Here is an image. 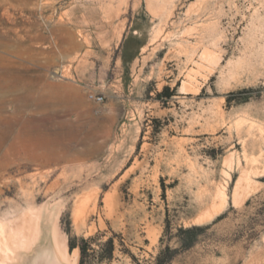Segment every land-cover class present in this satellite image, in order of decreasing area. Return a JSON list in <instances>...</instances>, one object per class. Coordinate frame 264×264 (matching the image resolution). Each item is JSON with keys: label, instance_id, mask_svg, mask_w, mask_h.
I'll list each match as a JSON object with an SVG mask.
<instances>
[{"label": "rangeland", "instance_id": "rangeland-1", "mask_svg": "<svg viewBox=\"0 0 264 264\" xmlns=\"http://www.w3.org/2000/svg\"><path fill=\"white\" fill-rule=\"evenodd\" d=\"M193 225L170 264H264V0H0V264Z\"/></svg>", "mask_w": 264, "mask_h": 264}, {"label": "trees", "instance_id": "trees-1", "mask_svg": "<svg viewBox=\"0 0 264 264\" xmlns=\"http://www.w3.org/2000/svg\"><path fill=\"white\" fill-rule=\"evenodd\" d=\"M172 95V94H171ZM170 224L167 223V229ZM206 226L193 225L188 228L181 227L177 234L178 248L172 249L169 245L165 246L155 257L153 264H170L178 253L184 252L196 246L199 236L206 230ZM163 240V239H162ZM70 251L75 249L80 251L79 264H104L110 263L115 258L117 245L115 237L111 236L107 240L101 241L99 235L90 236L88 238L81 237L79 243L76 238L69 241ZM136 264H141L132 256Z\"/></svg>", "mask_w": 264, "mask_h": 264}, {"label": "crops", "instance_id": "crops-1", "mask_svg": "<svg viewBox=\"0 0 264 264\" xmlns=\"http://www.w3.org/2000/svg\"><path fill=\"white\" fill-rule=\"evenodd\" d=\"M51 246L50 244H46V240L41 239L36 244L33 245L32 249L29 252H25L16 264H39L42 261V257H44V253L46 248ZM70 251V250H69ZM71 253V251H70ZM62 264V263H56Z\"/></svg>", "mask_w": 264, "mask_h": 264}, {"label": "built area", "instance_id": "built-area-1", "mask_svg": "<svg viewBox=\"0 0 264 264\" xmlns=\"http://www.w3.org/2000/svg\"><path fill=\"white\" fill-rule=\"evenodd\" d=\"M92 97H93V99L96 100V101H101V99H102L101 97H98V96H92Z\"/></svg>", "mask_w": 264, "mask_h": 264}, {"label": "bare ground", "instance_id": "bare-ground-1", "mask_svg": "<svg viewBox=\"0 0 264 264\" xmlns=\"http://www.w3.org/2000/svg\"><path fill=\"white\" fill-rule=\"evenodd\" d=\"M2 57V56H1ZM2 72V71H1ZM15 80V79H14ZM15 83V82H14ZM2 166V165H1ZM85 204V203H84ZM87 204V203H86Z\"/></svg>", "mask_w": 264, "mask_h": 264}]
</instances>
